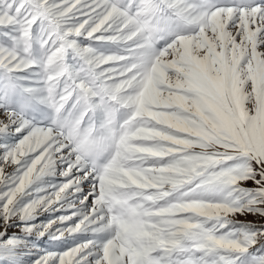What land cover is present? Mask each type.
Segmentation results:
<instances>
[{
  "label": "snow or ice",
  "instance_id": "1",
  "mask_svg": "<svg viewBox=\"0 0 264 264\" xmlns=\"http://www.w3.org/2000/svg\"><path fill=\"white\" fill-rule=\"evenodd\" d=\"M203 7L192 26L176 22L174 59L154 73L162 98L140 164L109 173L107 191L135 196L118 221L94 223L98 170L52 142L32 146L35 123H0V264H264V0ZM106 10L59 0L56 12L90 37Z\"/></svg>",
  "mask_w": 264,
  "mask_h": 264
},
{
  "label": "rangeland",
  "instance_id": "2",
  "mask_svg": "<svg viewBox=\"0 0 264 264\" xmlns=\"http://www.w3.org/2000/svg\"><path fill=\"white\" fill-rule=\"evenodd\" d=\"M204 2L106 0L104 25L90 37L80 36L79 29L72 36L56 12L59 0L0 3V123H35L32 146L52 142L99 171L95 209L100 216L94 223L101 227L106 218L118 221L134 204L130 189L106 190L114 183L109 173L117 164H140L135 148L145 143L140 137L159 115L162 98L154 73L174 59L177 45H168L176 22L190 27L198 15L210 14ZM21 84L27 90L23 95L14 87ZM29 92L39 104L28 102ZM90 187L85 184V192ZM121 198L127 205L117 203ZM13 233L19 228L9 227L8 235Z\"/></svg>",
  "mask_w": 264,
  "mask_h": 264
}]
</instances>
